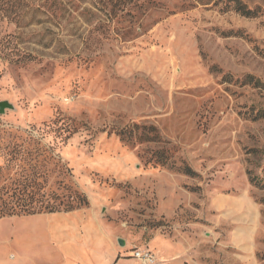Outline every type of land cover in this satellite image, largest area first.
<instances>
[{
	"label": "rangeland",
	"instance_id": "obj_1",
	"mask_svg": "<svg viewBox=\"0 0 264 264\" xmlns=\"http://www.w3.org/2000/svg\"><path fill=\"white\" fill-rule=\"evenodd\" d=\"M66 1L58 24L0 11V202L96 204L177 264H264V0L255 19L164 0L106 33L93 0ZM30 219L0 220V264H33Z\"/></svg>",
	"mask_w": 264,
	"mask_h": 264
},
{
	"label": "crops",
	"instance_id": "obj_2",
	"mask_svg": "<svg viewBox=\"0 0 264 264\" xmlns=\"http://www.w3.org/2000/svg\"><path fill=\"white\" fill-rule=\"evenodd\" d=\"M26 217L34 222L30 234L39 239L36 242L40 249L33 264H142L133 258V250L137 248L121 239L116 226L108 223L96 204L70 212ZM240 237L239 233L233 235L234 245ZM160 242L158 253L146 249L157 257L158 264H177L171 260L177 253L176 248L168 240Z\"/></svg>",
	"mask_w": 264,
	"mask_h": 264
},
{
	"label": "trees",
	"instance_id": "obj_3",
	"mask_svg": "<svg viewBox=\"0 0 264 264\" xmlns=\"http://www.w3.org/2000/svg\"><path fill=\"white\" fill-rule=\"evenodd\" d=\"M183 7L196 8L198 6H213L220 8L221 11H234L242 17L255 19L259 17V6H251L247 0H180ZM73 1L66 0H0V11L3 13V19L8 23H16L22 26L31 14L44 15L50 21L58 24V21L70 12L69 6L73 7ZM187 2V3H186ZM94 9L102 15V19L98 20L94 25L95 31L109 32L111 27L116 28V22L130 18L131 23L137 24L138 29L143 28V21L152 12L165 8L164 0H93ZM33 15V16H34ZM29 57V58H28ZM24 60L18 62H30L34 58L29 55ZM184 174L193 175L190 167L178 169ZM33 191L27 188L20 190V202L16 204L0 202V220L12 217H25L40 214L56 213L58 211L51 203L43 201H35ZM70 212V211H64Z\"/></svg>",
	"mask_w": 264,
	"mask_h": 264
},
{
	"label": "built area",
	"instance_id": "obj_4",
	"mask_svg": "<svg viewBox=\"0 0 264 264\" xmlns=\"http://www.w3.org/2000/svg\"><path fill=\"white\" fill-rule=\"evenodd\" d=\"M133 258L142 264H158L157 257L149 249H134Z\"/></svg>",
	"mask_w": 264,
	"mask_h": 264
},
{
	"label": "water",
	"instance_id": "obj_5",
	"mask_svg": "<svg viewBox=\"0 0 264 264\" xmlns=\"http://www.w3.org/2000/svg\"><path fill=\"white\" fill-rule=\"evenodd\" d=\"M13 106L9 102H0V114H4L7 109H12Z\"/></svg>",
	"mask_w": 264,
	"mask_h": 264
}]
</instances>
